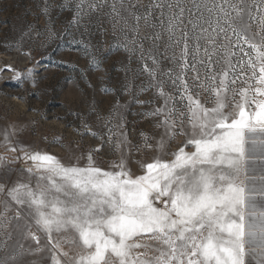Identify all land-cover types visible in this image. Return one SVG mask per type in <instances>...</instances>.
I'll list each match as a JSON object with an SVG mask.
<instances>
[{
	"label": "snow or ice",
	"instance_id": "obj_1",
	"mask_svg": "<svg viewBox=\"0 0 264 264\" xmlns=\"http://www.w3.org/2000/svg\"><path fill=\"white\" fill-rule=\"evenodd\" d=\"M60 9L73 13L71 23L77 31L83 29L82 35L89 34L94 16L107 18L117 41L109 52L123 51L129 63L140 66L134 79L144 78L147 85L133 92L134 81L127 80L126 72L122 94L132 93L129 104L136 105L144 92L157 90L156 98L164 106L145 119L164 117L155 127L169 136L177 130L172 120L179 117L183 123L186 116L190 131L182 130L181 123L179 134L189 138L171 163L157 159L146 166L145 175L132 178L123 158V150L131 147L126 114L113 110L112 116L98 115L96 126L104 131L108 145L121 153L112 165L118 171L94 168L91 154L86 168L65 167L47 154L21 156L33 166L23 171L37 180L35 190L28 184L9 188L2 172L8 161L0 157V252L14 234L19 239L10 257L13 264H24L25 257L43 252L44 248L32 250L31 244L25 248L27 241L41 244L32 233L35 226L49 236L74 230L83 246L76 264H264V100L255 99L264 97V0H149L146 5L141 0H62ZM52 10L45 0L43 14ZM24 37L33 38L29 32ZM146 41H151L148 48ZM78 44L92 56L93 70L98 71L93 49L83 40ZM164 61L170 63L169 70H162ZM217 67L221 78L214 71ZM245 67L249 71L244 76H229ZM34 71L27 70L26 76ZM19 80L17 73L13 82ZM237 81H248L254 97L239 92L241 100L226 113L232 103L230 85ZM163 85L175 87L180 107L188 109L185 116L170 105L173 97L161 90ZM231 91L237 94L235 88ZM202 92L215 97L213 108L194 98ZM101 93L107 96L109 90L102 88ZM249 105L258 110L245 111ZM123 107L127 111L128 106ZM84 127L92 126L85 121ZM87 134L104 139L97 131ZM141 135L145 142L150 140ZM4 139L7 142V135ZM158 143L164 147L163 139ZM187 148L194 151L189 154ZM144 236L156 246L140 242ZM140 249L143 254L137 255ZM51 261L60 264L54 253ZM0 264L7 261L0 259Z\"/></svg>",
	"mask_w": 264,
	"mask_h": 264
},
{
	"label": "rangeland",
	"instance_id": "obj_2",
	"mask_svg": "<svg viewBox=\"0 0 264 264\" xmlns=\"http://www.w3.org/2000/svg\"><path fill=\"white\" fill-rule=\"evenodd\" d=\"M47 2L54 6V10L46 16L43 14L45 0H0V58H3L1 65L2 70L12 69L4 70L0 75V157L8 161V167L2 170L8 187L28 184L35 190L37 180L23 171L33 167L31 162L25 163L19 159L29 154L51 155L63 166L77 168H86L89 164L88 155L91 154L94 168L104 172L118 171L112 165L121 159V153H116L108 145L104 131L96 126L98 115L112 116L113 110L126 114L127 138L131 147L123 150V158L132 178L145 175L146 166L157 159L171 163L173 154L185 146L189 137L179 134L182 123L179 117L172 120L177 125V130L169 136H165L162 129L155 127L164 117L145 119L147 113L164 106L163 100L156 98L157 90L144 92L138 97L136 105L129 104L133 98L132 93L127 96L122 94L126 72L127 80L134 81L133 92H136L140 85H147L144 78L134 79L135 70L140 66L135 62L129 63L128 56L123 51L109 52L114 42H117L109 20L94 16L89 23V34L82 35L83 29L77 31L71 23L73 13L60 9L62 0ZM148 2L149 0H141L144 5ZM107 11L109 9L106 8L105 16ZM25 32H29L33 38L21 39ZM101 32L105 35H101ZM49 34L56 38H49ZM81 40L93 49L96 62L100 65L98 71L93 70L92 56L78 44ZM150 44L151 41H146L145 47L148 48ZM163 47L162 44L161 51ZM24 52L31 53L34 58L22 55ZM249 52L255 56L251 50ZM191 55L189 52V58ZM36 60H40L41 64L37 65ZM256 63L259 64V61ZM221 66L227 70L223 61ZM170 68V63L164 61L162 70ZM29 69H35L30 78L26 76ZM214 71L218 78L222 77L219 67ZM248 71L247 67L243 71L237 68L235 72L229 73V76H244ZM17 73L20 74V80L13 82ZM186 82L190 85L192 83L187 77ZM203 82L202 79L201 83ZM102 88H107L109 95H103ZM233 88L237 90L235 96L231 91ZM161 90L173 97L169 101L170 105H176L177 113L185 116L188 109L186 106L180 107L181 102L175 98V87L163 85ZM244 91L249 92V98L254 97L255 89L248 88V81L244 84L237 81L236 85H230L228 97L232 103L226 107V113L232 111V105L241 100L238 93ZM194 98L199 99L203 106L209 109L215 106V97H210L208 93L202 92L199 97ZM255 99L264 100V97ZM140 103L145 107H139ZM124 105L128 106L127 111ZM250 110L258 109L249 105L245 111ZM85 121L92 126L90 129L84 127ZM182 130L190 131L186 116ZM89 131L100 133L104 136L103 141L88 135ZM142 133L150 137L148 142L144 141ZM6 135L7 142L4 139ZM161 139L164 142L163 148L158 143ZM114 141L119 143L115 137ZM12 148H22L25 151L13 152ZM97 148L100 149L99 152L95 151ZM185 150L189 154L194 151L191 148ZM12 160L17 162L12 163ZM32 233L40 237L41 244L35 245L32 241H27L25 248L31 244L32 250H45L36 256L25 257L24 264H32L33 261L36 264H52L53 253L60 264H76L80 258L83 246L74 230L59 234L53 232L49 236L33 226ZM18 239V234H14L5 250L0 252V259L6 260L7 264H13L10 257L17 247ZM138 239L140 242L156 246L150 236ZM53 245L57 247L54 248ZM143 251L137 250L136 254L142 255Z\"/></svg>",
	"mask_w": 264,
	"mask_h": 264
},
{
	"label": "bare ground",
	"instance_id": "obj_3",
	"mask_svg": "<svg viewBox=\"0 0 264 264\" xmlns=\"http://www.w3.org/2000/svg\"><path fill=\"white\" fill-rule=\"evenodd\" d=\"M3 62V58H0V70H2V65L1 63ZM2 74V72H0V75Z\"/></svg>",
	"mask_w": 264,
	"mask_h": 264
}]
</instances>
